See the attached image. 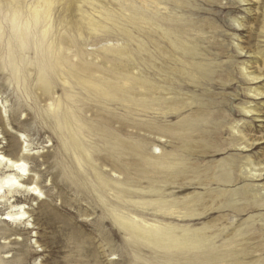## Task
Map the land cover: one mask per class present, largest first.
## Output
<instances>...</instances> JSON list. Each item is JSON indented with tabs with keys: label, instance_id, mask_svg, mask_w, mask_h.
Returning a JSON list of instances; mask_svg holds the SVG:
<instances>
[{
	"label": "rangeland",
	"instance_id": "1",
	"mask_svg": "<svg viewBox=\"0 0 264 264\" xmlns=\"http://www.w3.org/2000/svg\"><path fill=\"white\" fill-rule=\"evenodd\" d=\"M0 152V264H264V0H0Z\"/></svg>",
	"mask_w": 264,
	"mask_h": 264
},
{
	"label": "bare ground",
	"instance_id": "2",
	"mask_svg": "<svg viewBox=\"0 0 264 264\" xmlns=\"http://www.w3.org/2000/svg\"><path fill=\"white\" fill-rule=\"evenodd\" d=\"M180 1L184 3L185 0H180ZM151 23H153V22L151 21ZM170 31L167 32L166 35L174 37L172 40L173 44H171L170 46L166 45L165 47L173 46L176 50H181V52L184 51L186 54H189V55H201V56H203L202 57L203 60L206 59L205 58L206 56H213V53L209 52L208 50L204 51L202 53V50H200L199 47L196 44H194L193 42H183L182 36L178 30L171 31L172 33ZM149 59L152 61H158L160 63V65H164L169 61V54L166 51H164L163 53H159L158 51L155 52L152 50L151 53L149 54ZM206 64L207 63L205 62V63L199 64L197 66V70L199 71L200 76L203 78H206V76H208V74H209V70L207 68L208 65H206ZM155 70H157V69H155ZM162 73H165V71L162 70ZM149 84L151 87L150 103H151V105H156L157 102L160 101V98H159L160 96L156 93L157 87L155 86L156 85L155 77L150 79ZM208 84L210 86L209 88H211V87L213 88V82L208 83ZM37 87H38V89L41 90L43 95H48L51 92L50 83L48 82V80H46L44 77H42L40 75L37 76ZM162 91L164 92L165 88H163ZM209 92H213V90H209ZM210 95H211V93H210ZM255 95H260V93L256 92ZM171 104H172L171 102L164 101L163 107L165 109H170ZM248 112H250V111H246V113H248ZM214 115H215V113H214ZM103 131L106 132L108 134V136L112 137V144L110 143L111 142L110 141L109 142L110 144L108 145L110 147V151L113 150V151L117 152V150L120 151L122 149H125L124 144L120 141V138L118 137L117 133H114V132L110 131L109 129H106ZM252 167L249 166V170L251 168L252 172L255 173L256 170L253 169ZM6 171H9V173L6 174L5 173ZM10 171H14V172L11 173ZM24 174H26L24 162H22L21 160L9 159V158L5 157L0 152V198L2 199V201L10 202L9 200L13 197H15V200H17V198H19L21 196L22 192H28V194H30V195H36V194L40 193L37 186H35V185L25 186L24 184L21 183V179H22V176ZM259 175L260 174H254L253 176H259ZM17 208L19 210L17 213H14V212L13 213H6V215L2 219L5 221H12V222H14L15 220H19V221L24 220L25 219V211L23 210V206L20 205ZM189 240H191V239H186V242L183 243V241H182V243H180V245H175V248L173 249V252L171 254V256L173 257L172 258L173 264H183L182 261H184L187 258L188 253L190 252L189 251L190 250ZM228 241H229V238L226 241V245H227ZM215 261H222V260H220V254L216 253L213 255V262H215Z\"/></svg>",
	"mask_w": 264,
	"mask_h": 264
}]
</instances>
